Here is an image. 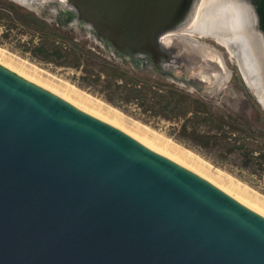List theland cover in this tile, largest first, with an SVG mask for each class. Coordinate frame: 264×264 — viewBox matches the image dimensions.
Returning <instances> with one entry per match:
<instances>
[{
  "label": "water",
  "instance_id": "obj_1",
  "mask_svg": "<svg viewBox=\"0 0 264 264\" xmlns=\"http://www.w3.org/2000/svg\"><path fill=\"white\" fill-rule=\"evenodd\" d=\"M12 1L198 92L228 76L193 38L209 0ZM235 2L264 50V0ZM0 264H264V216L0 64Z\"/></svg>",
  "mask_w": 264,
  "mask_h": 264
},
{
  "label": "rangeland",
  "instance_id": "obj_2",
  "mask_svg": "<svg viewBox=\"0 0 264 264\" xmlns=\"http://www.w3.org/2000/svg\"><path fill=\"white\" fill-rule=\"evenodd\" d=\"M3 3L7 5L3 7ZM11 6H14L12 10L15 12L10 10ZM32 15L44 20L48 26L54 25L53 19L48 15L44 17V13L35 4H21L12 0H0V47L6 50L8 55L10 53L9 56L15 59L16 62L35 66L44 71L45 76L52 75L65 83H70L81 92L121 111L129 120L131 119V121L133 120L148 126L152 130L162 134V136H165V138H169L182 147L191 150L209 163L215 172L218 170L224 176H230L236 183L242 184L245 188L248 187L255 195L260 196V198L264 197V104L257 96L255 90L245 81L239 67L237 55H231L227 46L223 45L215 37H202L201 39L197 36L193 37L199 42L215 49L223 59L228 76L223 85L218 89L203 93L175 83L170 79L159 81L164 89H168L170 86L183 90L186 95L192 96L191 102L193 106L187 116L192 115V117H195L196 113L199 112L194 107L195 105L197 106L196 101L199 100L203 101L210 113L215 116L217 115V108L222 107L224 111L218 116L225 117L224 120L229 125V128L226 127V131L230 129L232 132L229 131V135L231 133L234 137H239L238 141L242 142H231L232 145H229L221 140L220 137H217L218 139L212 140L210 145L202 147L194 145L190 139H187L183 135V128L186 126L184 119L187 118H184L185 113L176 119L160 111L155 115L147 110V106L143 105V101H124L127 98L124 90L121 89L119 93L111 91V87L109 86L111 81V64L105 63V61L111 62V52L105 49L96 38L87 32L66 26H59L57 29L63 38H55L48 26L42 23L36 24L34 19L30 17ZM72 29L75 31L72 32ZM71 39H74L79 46L70 42ZM47 43H55L56 46L63 44L68 48L67 50L64 49L65 51L68 52L70 49H73L72 54H77L78 58H47L44 56L42 49L43 45L45 46ZM82 45L84 48L81 47ZM88 50L97 52L103 61L101 59L93 60L88 58L85 55ZM83 53H85L84 56ZM79 56H83V58L79 59ZM14 72L18 73L15 70ZM143 74H148V76H144L147 80L158 78L154 77L151 72ZM122 76L121 78H123ZM118 80H121L120 77H118ZM39 86L41 85L39 84ZM230 115L238 118L239 121H231L228 118ZM102 120L109 123L106 119ZM193 121L196 122V127L201 133L209 131L208 136H220L219 130L212 126V124L199 125V119L196 118ZM250 131L256 134L253 140H251V137L247 139L250 136ZM242 146L245 148H242ZM252 149L254 153L245 156V152L252 151Z\"/></svg>",
  "mask_w": 264,
  "mask_h": 264
},
{
  "label": "bare ground",
  "instance_id": "obj_3",
  "mask_svg": "<svg viewBox=\"0 0 264 264\" xmlns=\"http://www.w3.org/2000/svg\"><path fill=\"white\" fill-rule=\"evenodd\" d=\"M235 1L209 0L194 27L201 35H214L219 42L227 46L231 55L236 54L246 82L258 88L264 86V50L261 42L249 31L251 20L248 9ZM9 55L6 50L0 47L1 65L10 70L12 69L13 72L14 70L17 71L21 74H19L20 76L24 75L33 83L40 84L41 87L43 86V88L59 95L71 104H75L74 106L84 112L108 120L109 123L111 122L112 125L145 146L171 160L174 159V162L184 165L201 177L211 181L230 196L237 198L238 201L264 216V197H261V199L260 196L252 193L253 191L251 192L248 187L245 188L242 184L236 183L230 176L226 177V174L224 176L218 170L215 172L209 163L191 150L182 147L169 138H165V136L148 126L129 120L121 111L81 92L70 83H65L52 75L45 76L44 71L35 66L29 65V67L21 62H16ZM263 99V97L260 98L264 102Z\"/></svg>",
  "mask_w": 264,
  "mask_h": 264
},
{
  "label": "trees",
  "instance_id": "obj_4",
  "mask_svg": "<svg viewBox=\"0 0 264 264\" xmlns=\"http://www.w3.org/2000/svg\"><path fill=\"white\" fill-rule=\"evenodd\" d=\"M7 4L3 3V7L6 6ZM14 6H11V11ZM15 12V11H14ZM19 14V13H18ZM31 18L34 19L36 24H46L44 20H41L40 18H37L35 16H30ZM11 19V17H10ZM54 25L48 26L50 29L52 35H54L55 38L62 39L63 37L61 36L60 33H58V28H59V23L57 20L53 21ZM75 30L72 29V32ZM70 42H72L74 45L79 46L77 42L74 41V39H71ZM83 47V45L81 46ZM84 48V47H83ZM44 56L49 58V57H59V58H78L77 54L74 55L73 49H70V51H65L64 49H68L67 46H64L63 44L61 46H56L55 43H47V45H43L42 47ZM85 53H83L84 56ZM88 58H91L93 60H99L103 59L100 57L97 52H93L91 50H88L87 53L85 54ZM83 56H79V59H82ZM105 63H108L109 65L111 64V78H110V83L109 86L111 87V91L114 93H119V91L124 90L126 92L127 98L124 101L131 102L133 100H138L139 102L143 101V105L147 106V110L150 111L151 113L157 115L158 112L160 111L161 113H166L172 118L176 119L180 117L183 113H185V118L184 120L186 121V126L183 128V135L187 137V139H190L191 142L194 145H199L202 147H206L207 145H210L212 140H217V137H220L221 140H223L226 144L232 145L231 142H236L239 143L238 139L239 137H234L229 131H226V127L229 128V125H227V122H225V117L223 116L219 117L218 115H221L224 110H222V107L217 108V115H213L210 113L208 110L207 106L205 103L201 100L196 101L197 106L195 105L194 107L197 109V112L195 117L187 116L190 112V109L192 108V96L191 95H186L183 90H180L178 88L170 87L168 89L162 88V84L159 81H162L163 78L159 77L156 74H152L154 79H149L147 80L144 78V76H148V74H143L147 73L141 69L136 68L133 65H128L125 62H123L121 59L117 58L115 55L111 54V62L105 61ZM124 68V69H123ZM102 72V71H101ZM123 75V76H122ZM121 76L123 78H121ZM118 77H120V81L118 80ZM201 101V102H200ZM192 113V111H191ZM210 115V116H209ZM199 119L198 124H212V126L216 127V129L219 130L220 136L214 135V136H208L209 131L207 132H200L199 129L196 127V122H194V119ZM228 118H230L231 121L233 122H238V118H234L232 115H230ZM198 125V126H199ZM224 126V127H223ZM232 132V131H230ZM219 135V134H218ZM250 136L248 138H252L251 140L254 139L256 134L252 131H250ZM216 138V139H215ZM245 141L244 139H242ZM216 142V141H215ZM242 143V142H240ZM240 150L242 148H245L242 146L239 147ZM248 150V149H247ZM246 150V151H247ZM254 153V150L249 152H245L246 155H250Z\"/></svg>",
  "mask_w": 264,
  "mask_h": 264
}]
</instances>
